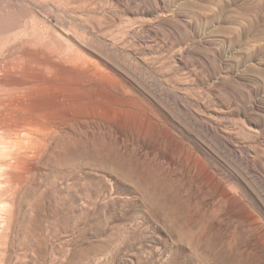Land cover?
<instances>
[{"label":"rangeland","instance_id":"obj_1","mask_svg":"<svg viewBox=\"0 0 264 264\" xmlns=\"http://www.w3.org/2000/svg\"><path fill=\"white\" fill-rule=\"evenodd\" d=\"M0 264H264V0H0Z\"/></svg>","mask_w":264,"mask_h":264},{"label":"bare ground","instance_id":"obj_2","mask_svg":"<svg viewBox=\"0 0 264 264\" xmlns=\"http://www.w3.org/2000/svg\"><path fill=\"white\" fill-rule=\"evenodd\" d=\"M31 55V54H30Z\"/></svg>","mask_w":264,"mask_h":264}]
</instances>
